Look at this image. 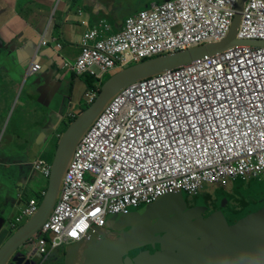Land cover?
Returning a JSON list of instances; mask_svg holds the SVG:
<instances>
[{
    "label": "built area",
    "instance_id": "built-area-1",
    "mask_svg": "<svg viewBox=\"0 0 264 264\" xmlns=\"http://www.w3.org/2000/svg\"><path fill=\"white\" fill-rule=\"evenodd\" d=\"M238 0H173L125 19L122 30L91 31L63 69L95 79L144 60L218 43ZM237 37L264 42V1L249 0ZM46 41L41 45L45 46ZM60 48V47H58ZM41 71L38 60L29 74ZM99 91L88 90L90 106ZM38 159L33 173L49 177ZM264 177V49L235 47L132 85L117 95L80 140L47 221L28 241L36 264L61 246L167 195L196 196L203 184ZM30 201L14 224L31 217Z\"/></svg>",
    "mask_w": 264,
    "mask_h": 264
},
{
    "label": "crops",
    "instance_id": "crops-1",
    "mask_svg": "<svg viewBox=\"0 0 264 264\" xmlns=\"http://www.w3.org/2000/svg\"><path fill=\"white\" fill-rule=\"evenodd\" d=\"M127 1L0 0V224L5 225L0 233V246L8 237L10 218L15 219L17 208L29 200L22 189L31 179L33 163L47 152L54 156L56 138L67 128L68 121L88 106L84 97L88 91L86 80L63 67L74 64L86 33L96 30L105 33L106 26H110L111 35L122 30L127 16L121 17L118 12L122 11L116 10ZM154 1L135 13L148 11L163 0ZM43 40L47 43L45 46L41 45ZM35 60H38L41 71L38 72L37 85L33 86L27 77ZM257 181L260 183H254ZM261 181L264 177L243 183L242 188L249 193L250 186L260 185ZM42 193L34 192L30 198H38L37 195ZM200 195L201 192L195 197ZM262 197L263 194H259L254 202L259 205ZM254 202H243L241 207L246 208L235 209L236 215L243 218L249 212L248 206ZM215 205L206 203L207 208ZM167 210L147 211L143 207L131 211L121 220H107L106 229L100 231L103 238L97 244L102 248L101 241L110 238L109 254L114 257L109 263L101 256L103 262L130 264L136 259L135 253L139 252L146 264H161L162 256L167 257L166 264H225L224 254L223 257L214 255L223 249L209 241L206 234L205 237L200 235L206 240L203 247L174 249L180 253L182 261L171 259L174 253L169 250L166 236L157 238L145 233L156 231L155 227L164 219L162 211ZM161 227L162 231L172 229L170 225L164 227L161 224ZM238 234L239 230L229 234V242ZM259 237L247 252L237 253L235 250L240 248L235 244L225 245V248H229V252L232 250L239 264H264V239ZM157 244L159 250L155 248ZM88 246L84 244L80 248L76 259L80 264L97 252ZM68 248L56 251L52 264L56 261L63 264Z\"/></svg>",
    "mask_w": 264,
    "mask_h": 264
},
{
    "label": "water",
    "instance_id": "water-1",
    "mask_svg": "<svg viewBox=\"0 0 264 264\" xmlns=\"http://www.w3.org/2000/svg\"><path fill=\"white\" fill-rule=\"evenodd\" d=\"M170 1L171 0H163L161 3ZM248 1L249 0H238L229 34L221 42L206 44L186 51L171 53L141 62L118 72L103 84L95 101L76 116L72 122L68 124L63 133L56 138V150L53 161H51L49 167V177L46 183L47 187L39 202L37 211L23 226L15 230H9V226H7L8 237L0 246V264H34L30 255L25 251L24 244L41 228L51 213L59 197L62 179L70 162L71 155H73L80 140L99 118L107 105L118 94L140 81L191 65L206 57H214L231 48H264V42L242 41L237 37L244 6ZM135 12L136 10L127 9L124 12L122 11L120 16L129 17L134 15ZM39 73L28 74L27 78L33 86L38 83ZM186 205V201L178 200L177 198L171 197V195H167L150 205H146L145 208L147 211H160V207L165 206L168 209L167 211H162V215L165 216L166 214H170V209H183ZM179 212L184 215L178 219L173 217L170 221L161 220L159 226L155 227L156 231H145L147 235L152 237L156 236L160 238L161 236H166V243L169 250L174 253L171 259H176L177 261H182V258H180V253H176L174 249H179L181 247H203L206 243V240L199 234L201 227L207 230V239L221 247L223 249L222 251L228 254H232V250L229 252V248L226 249L225 245L229 247V245L232 246L235 244L240 248L239 251L235 250L237 253L247 252L257 243L256 238L260 236L259 238L264 239V208L262 203L259 206L256 204L254 207H251L243 218L231 214L230 212L224 214L223 211L220 210V212L214 214L206 221L202 218L201 214L197 212V208L188 212ZM172 215H174V213ZM124 217L125 216L117 215L109 219L117 218L121 220V218ZM161 224H164V227L170 225L172 229L164 228L166 231H162L163 227H161ZM4 227L5 225L1 222L0 233L3 231ZM224 227H227V231H222ZM236 230H239L240 234L229 242V234H235ZM99 231L100 230L90 232L86 239L71 244L66 250L63 264H80L76 259L81 246L84 244H89L88 249L97 251L94 255L86 259L84 264H105L101 256L107 258V261L110 263L114 257L113 254H109L108 248L110 238L103 239L100 243L102 248L99 247L97 243L103 238ZM157 246L159 245L157 244L155 246L156 249H158ZM262 248H264V246H262ZM138 255L139 252H136V259L130 264H146L141 259V255ZM236 256H238V254ZM208 258L211 259L209 256ZM166 262L167 257L162 256L161 264H166ZM123 264H126V262H123Z\"/></svg>",
    "mask_w": 264,
    "mask_h": 264
},
{
    "label": "rangeland",
    "instance_id": "rangeland-1",
    "mask_svg": "<svg viewBox=\"0 0 264 264\" xmlns=\"http://www.w3.org/2000/svg\"><path fill=\"white\" fill-rule=\"evenodd\" d=\"M150 2H155V1L154 0L153 1L152 0H128L124 6L122 5L123 7L121 6L122 8H120V6H119L116 11L117 12L118 11H123L124 12L127 9L139 10V9L144 8V5L145 4H149ZM121 13L122 12H118L119 15ZM115 74H117V73H112L110 76H108V75L105 76L104 80L109 79L110 77H112ZM82 80L85 81L86 77H83ZM145 80H147V79H145ZM140 82H142V81H140ZM140 82H138V83H140ZM53 143H54V141H53ZM53 157L54 156L52 154L47 152L44 156H41V159L45 160L47 162V164L50 165L51 161H53ZM252 181H255V180H252ZM252 181H250V182H252ZM250 182H248V183H250ZM46 183H47V180L43 179L39 174L32 173L31 179L23 187L22 191H24V193L26 192V197L29 199L34 192L45 191L46 187H47ZM243 183H247V182L242 181L241 178H236L234 181H228L227 187L203 184L201 189L199 190L202 193V195H200V197H191V196H189V195H187V194H185L184 192H181V191L176 193V194H174V195H171V197L177 198L178 200H188V199H190V200H200L201 199L202 201H208L211 204H216L215 201L216 200H220V199L221 200H237V201L245 200L247 202H254V201H257V198H258L259 194H264V181L263 182L261 181L262 184H260V185H253L252 184L250 186V192L249 193H245L244 192L242 186L245 185V184H243ZM210 199H213V201L210 200ZM143 207H145V206L141 205L136 210L141 209ZM50 214H49V216H50ZM49 216H48V218H49ZM27 221L28 220H25L20 225V227L23 226ZM28 248L31 249L32 246L29 244Z\"/></svg>",
    "mask_w": 264,
    "mask_h": 264
},
{
    "label": "flooded vegetation",
    "instance_id": "flooded-vegetation-1",
    "mask_svg": "<svg viewBox=\"0 0 264 264\" xmlns=\"http://www.w3.org/2000/svg\"><path fill=\"white\" fill-rule=\"evenodd\" d=\"M71 120H69L68 122H70ZM72 122V121H71ZM200 199V198H199ZM213 201V199H210ZM216 205L214 208H207L206 207V203H209L208 201H202L200 200H189L186 201L187 205L186 207L182 208H173L172 210H170V214H166L164 216V221H170L173 217H175L176 219H178L179 217H181L182 215H184L181 212H188L194 208H197V212L201 214L202 218L207 219L208 217L213 216L214 213L222 210L224 214H227L228 212H230L231 214L236 215V211L235 209H237L238 207L241 209H244V207H241V204L243 203V201H237L235 203L232 202V200H216ZM236 206V207H235ZM17 210V209H15ZM14 210V211H15ZM179 210V211H178ZM174 213V215H172ZM10 222H8L9 225V230L12 229V225L14 222L13 218H10L9 220ZM213 226V225H212ZM222 231H227V227L222 228ZM207 233V230L204 227H201L199 234L201 236L205 237V234ZM55 253V252H54ZM54 253H52L48 260H47V264H52L53 260L56 258V256L54 255ZM224 254V255H223ZM31 255V254H30ZM215 256H224L225 257V264H239V260L233 255V254H228L224 251H219L216 254H214ZM211 260V259H210ZM205 262V261H203ZM56 264L59 263V261L55 262ZM211 264V263H210Z\"/></svg>",
    "mask_w": 264,
    "mask_h": 264
},
{
    "label": "clouds",
    "instance_id": "clouds-1",
    "mask_svg": "<svg viewBox=\"0 0 264 264\" xmlns=\"http://www.w3.org/2000/svg\"><path fill=\"white\" fill-rule=\"evenodd\" d=\"M78 1H81V0H78ZM171 1H173V0H171ZM170 1V2H171ZM167 3H169V2H167ZM141 11V10H140ZM139 11V12H140ZM138 13V12H137ZM137 13H135V14H137ZM127 18V17H126ZM110 27V26H109ZM111 29V28H110ZM221 42V41H220ZM211 44H213V43H211ZM206 45V44H205ZM254 48H256V47H254ZM232 49V48H231ZM264 49V48H263ZM181 52V51H180ZM219 55V54H218ZM159 57V56H158ZM153 59V58H152ZM148 60H150V59H148ZM144 61H147V60H144ZM143 61V62H144ZM141 63V62H140ZM139 64V63H138ZM136 65V64H135ZM135 65H132V66H135ZM132 66H130V67H132ZM129 68V67H128ZM127 69V68H126ZM123 70H125V69H123ZM123 70H121V71H123ZM119 71H117V72H115V73H118ZM167 73V72H166ZM88 77V78H90L88 75H85V76H83V77ZM110 76V75H109ZM95 80V79H94ZM108 80V79H107ZM107 80H104L103 82H102V84H104V82L105 81H107ZM103 86V85H102ZM101 86V87H102ZM101 87H100V89H101ZM100 89H99V92H100ZM99 94V93H98ZM119 95V94H118ZM111 103V102H110ZM109 103V104H110ZM108 104V105H109ZM41 159V158H40ZM38 160V159H37ZM43 160V159H42ZM50 166V165H49ZM33 173V172H32ZM253 182V181H252ZM254 183H260V181H257V182H254ZM246 184H248V183H246ZM216 186H220V185H216ZM221 187H225V186H221ZM200 192V191H199ZM198 192V193H199ZM197 193V194H198ZM43 194H44V191H43V193L41 194V196L38 194L37 196H38V198H29V200H25L24 201V203L20 206V207H18L17 209H18V216H19V214H20V212H21V210H23V208L30 202V201H33V202H35L36 203V211H37V208H38V205H39V202H40V199L42 198V196H43ZM173 195V194H172ZM191 197H195V196H191ZM159 200V199H158ZM190 199H188V200H184V201H189ZM263 204V208H264V194H263V197H262V200H261V202H260V204ZM254 204H255V202H254ZM259 204V205H260ZM253 205V204H252ZM252 205H250V206H248V209L250 210L251 209V206ZM258 205V206H259ZM136 210V209H135ZM134 209H132V210H130L126 215H128L131 211H135ZM36 211H35V213H36ZM218 212H220V211H218ZM218 212H216V213H218ZM34 213V214H35ZM216 213H214V214H216ZM33 214V215H34ZM213 214V215H214ZM32 215V216H33ZM125 215V216H126ZM17 216V217H18ZM16 217V218H17ZM114 217V216H113ZM212 217V216H211ZM15 218V219H16ZM30 218V217H29ZM29 218H25V219H23L19 224H14V222H13V225H12V230H15V229H17V228H19L20 227V225L25 221V220H29ZM109 218H112V217H108L106 220H105V223H104V226L102 227V228H94V229H92V231H89L88 232V235H89V233L90 232H93V231H96V230H100V231H104L105 229H106V222H107V220L109 219ZM210 217H208L207 219H205L206 221H208V219H209ZM15 219H14V221H15ZM9 226V225H8ZM43 226V225H42ZM41 226V227H42ZM11 230V229H10ZM40 230V229H39ZM39 230L34 234V235H32L27 241H26V243L24 244L25 245V251L26 252H28L29 251V249H28V241L32 238V237H34L35 235H37L38 234V232H39ZM99 231V232H100ZM88 235H87V237H88ZM87 237H85V238H83V239H86ZM83 239H81V240H83ZM81 240H79V241H81ZM79 241H76V242H79ZM73 243H75V242H73ZM73 243H71V244H73ZM71 244H69V245H67V246H61L60 248H58V249H56V250H54L53 252H51L49 255H48V258H49V256L52 254V253H54V252H56V251H58V250H60V249H62V248H66V247H68V246H70ZM31 255H30V257H31V259H32V261L34 262V264H36L35 263V255H34V253H30ZM48 260V259H47ZM45 264H47V262L45 263ZM56 264V263H55Z\"/></svg>",
    "mask_w": 264,
    "mask_h": 264
},
{
    "label": "trees",
    "instance_id": "trees-1",
    "mask_svg": "<svg viewBox=\"0 0 264 264\" xmlns=\"http://www.w3.org/2000/svg\"><path fill=\"white\" fill-rule=\"evenodd\" d=\"M93 79V78H92ZM91 78H89V79H87L86 78V85H87V88H88V90H96V91H99V89H100V87L103 85V84H101L100 85V87L98 86L97 87V83H96V81L93 79L92 80ZM105 83V82H104ZM85 110V109H84ZM83 110V111H84ZM72 121V120H71ZM71 121L70 122H68L67 123V126H68V124H70L71 123ZM40 195V194H39ZM244 202V204H245V201H243ZM256 205V203L255 204H253L251 207H254ZM244 208H246V206L244 207ZM55 264V263H54Z\"/></svg>",
    "mask_w": 264,
    "mask_h": 264
},
{
    "label": "bare ground",
    "instance_id": "bare-ground-1",
    "mask_svg": "<svg viewBox=\"0 0 264 264\" xmlns=\"http://www.w3.org/2000/svg\"><path fill=\"white\" fill-rule=\"evenodd\" d=\"M160 208H161L162 210L167 209V207H165V206H161Z\"/></svg>",
    "mask_w": 264,
    "mask_h": 264
}]
</instances>
